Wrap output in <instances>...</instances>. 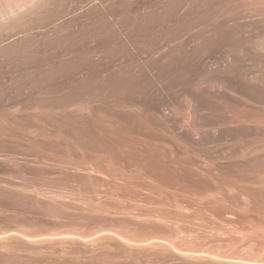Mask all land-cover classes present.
<instances>
[{
  "label": "bare ground",
  "instance_id": "obj_1",
  "mask_svg": "<svg viewBox=\"0 0 264 264\" xmlns=\"http://www.w3.org/2000/svg\"><path fill=\"white\" fill-rule=\"evenodd\" d=\"M115 30L151 32L136 33L143 40L130 42L134 54L122 49L118 71L115 45L104 51V97L105 87L96 91L100 63L84 42ZM153 93H187L191 117L156 115L148 102ZM5 103L16 107L13 114L32 113L14 123L21 116L13 119L6 107L11 129L24 134L32 127L25 125L45 120L49 127L40 128L54 129L51 136L42 131L46 141L80 144L86 154L91 147L113 149L120 157L112 156L147 163L173 191L191 196L182 201L183 224L172 236L134 241L125 246L142 251L91 263L264 264V0H0V106ZM4 119L0 128L8 126Z\"/></svg>",
  "mask_w": 264,
  "mask_h": 264
},
{
  "label": "rangeland",
  "instance_id": "obj_2",
  "mask_svg": "<svg viewBox=\"0 0 264 264\" xmlns=\"http://www.w3.org/2000/svg\"><path fill=\"white\" fill-rule=\"evenodd\" d=\"M85 9L87 8L85 7ZM42 13L44 14V11ZM143 32L145 31L130 33L129 35L133 37L127 36V33L121 34L116 30L112 31V34L105 33L106 35L98 32L85 40L86 45L84 46L93 49L90 57L100 63L98 70L102 75L96 91L102 93L109 81V73L101 64L104 51L110 50L111 46H117H114L116 49L112 47L111 52L113 49L116 51H113L116 60L112 68L118 71L122 61V49L129 46L133 49L131 53L134 54L135 46L129 44L139 41L137 35L143 37L151 31ZM136 33L138 34L136 35ZM125 35L126 37H124ZM129 38L130 40L134 39L130 41ZM143 38L138 39L143 40ZM102 40L105 41V46L99 47ZM118 41L121 42L116 45ZM122 42H126V44L123 43L122 46ZM134 42L132 44H135ZM131 49L128 50L131 51ZM89 71L88 67L84 69V75ZM108 88L101 96H108ZM90 91L88 93L94 95L95 92ZM186 94L153 93L148 98V102L149 105L151 103V107H154L152 111L156 115H159L162 110L164 112L179 111L183 113L184 119H187L191 117L193 107L186 100L188 98ZM90 95L86 96L90 97ZM23 99L27 98L23 97ZM23 99L21 100L23 101ZM26 101L24 102L26 103ZM7 104L0 106L2 109L0 110V119L10 116L8 115L9 108H11L10 112L16 108ZM89 104L93 107L96 102H89L87 106ZM6 107L8 108L6 109ZM91 108H86L82 112L89 113ZM21 110L22 114L19 111L20 114L14 112L16 116H21L18 120L14 119L16 116L12 112L10 114L13 115L11 117L15 121L12 118L9 120L14 123L16 121L24 122V119L32 114L30 110L26 111L23 108ZM4 113L5 115L2 116ZM55 114V116L58 115ZM8 118L10 117L3 120L5 122L3 124L13 127V123L6 120ZM40 118L37 119L40 120ZM41 120L43 119L41 118ZM44 121L43 123L35 121L39 123L38 126L36 124L37 127L34 124L25 125V127L32 126L31 129L26 128L27 132L25 131V133L27 134L28 130L36 132L42 126L43 128L44 126L49 127V125H45L47 123ZM1 127L3 129L0 128V130L3 131L0 132V137H2V139L0 138V264H94L93 262H96V260L93 261L94 259L97 257L101 259L108 254L109 256H112L110 254L123 256L128 252L136 254L142 250L135 245L131 248L125 244L131 245L134 241H144V239H153V237H170L176 231L178 224H183L185 210L181 207L182 201L191 199V196L188 194L183 196L181 193L173 191L171 182L165 177H157L147 163L140 164L116 158L120 157L116 155L117 152L110 149L115 152L111 154L112 152L104 150L108 149L105 147H95V149L91 147V150H88V154H86L85 151L88 148L85 147L86 150L82 151L85 149L83 148L81 152L77 147L80 146L78 148L81 149L82 145L74 143L73 146L72 143H69L70 146L72 144L71 148L73 149L70 150V146L67 144L69 151L64 146L67 141L59 142L53 136V138L48 137L54 132L51 126L48 128L51 129L50 134L49 130L45 129L48 133V136L45 134V138L54 140L47 139L49 142L53 141L51 144L43 138L42 131L44 129H41L42 133L37 131L41 133H38L41 135L39 136L34 131L32 132L35 135L31 132V134H23L24 128L13 130L9 127V130L4 125ZM4 127L7 130L5 133L13 136L15 134V138L18 137L17 141L12 135L7 136L3 133ZM2 133L7 137L3 138ZM16 134L23 135V138ZM31 135L33 137L38 135L35 139L42 138L43 140H39L44 143L39 140L37 142L35 139L30 140L33 142L31 143L29 141ZM19 139L22 142H18ZM28 141L33 147L36 145L35 150L39 147L37 145L40 143L44 145L46 142V145L40 144L41 146L38 148L41 149V155H39V150L37 153L32 147L29 148ZM75 144L78 146L76 147ZM98 148L103 150H98ZM63 149L66 154L62 151ZM96 149L97 151H95ZM129 249L132 250L129 251ZM91 261L93 262L91 263ZM172 263L176 264L174 260Z\"/></svg>",
  "mask_w": 264,
  "mask_h": 264
}]
</instances>
